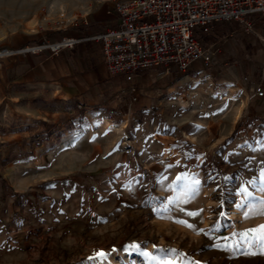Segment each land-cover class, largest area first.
Masks as SVG:
<instances>
[{
  "label": "rangeland",
  "instance_id": "1",
  "mask_svg": "<svg viewBox=\"0 0 264 264\" xmlns=\"http://www.w3.org/2000/svg\"><path fill=\"white\" fill-rule=\"evenodd\" d=\"M105 4L0 0V106L7 93H18L11 103L32 98L8 84L22 58L57 53L20 50L69 37L74 19ZM156 109L151 121L167 130L158 142L166 139L162 134L172 138L166 156L161 143L132 127L119 140L112 126L92 128L99 149L92 150V159L84 156L89 146L82 142L58 155L51 144L37 149L17 141L22 135L0 137V264H264L262 256L233 250L240 242L234 233L264 225V216L245 220L236 207L241 188L264 199L258 191L264 182V126L208 89L182 111ZM106 117L87 119L105 126ZM144 117L135 123L147 122ZM181 199L188 202L170 203ZM133 244L137 248L124 251Z\"/></svg>",
  "mask_w": 264,
  "mask_h": 264
},
{
  "label": "crops",
  "instance_id": "2",
  "mask_svg": "<svg viewBox=\"0 0 264 264\" xmlns=\"http://www.w3.org/2000/svg\"><path fill=\"white\" fill-rule=\"evenodd\" d=\"M86 20V24L72 26L65 33L81 39L74 46L56 54L21 59L19 73L8 84L26 90L32 98L11 103L18 93L3 95L0 137L22 135L17 140L21 144H36L37 149L51 144L58 155L76 151L82 142L89 146L84 156L92 159L93 149L99 153L95 141H91L92 128L99 126L105 130L106 126H112L119 140L132 127L151 139V143H161L159 149L166 156L168 151L171 154L172 138L162 134L166 139L158 142L157 137L165 126L151 121L160 112L156 107L163 106L168 112L182 111L189 100L197 101L206 89L220 103L231 100L237 103L264 126V96L257 97L253 92L257 83L264 90V13L252 15L253 32L245 31L236 21H229L218 22L208 33L198 34L201 44L213 50L208 66L193 61L184 72L174 66L158 67L139 71L130 81L123 75L108 72L100 44L91 39L94 34L117 25L110 4L90 9ZM32 99L35 103H30ZM100 114L107 116L105 126L87 119ZM141 115L147 122L136 124L134 120ZM51 116L57 117L49 120ZM58 137L60 140L56 142ZM62 145L67 147L64 149ZM74 145L77 148H72Z\"/></svg>",
  "mask_w": 264,
  "mask_h": 264
},
{
  "label": "built area",
  "instance_id": "3",
  "mask_svg": "<svg viewBox=\"0 0 264 264\" xmlns=\"http://www.w3.org/2000/svg\"><path fill=\"white\" fill-rule=\"evenodd\" d=\"M109 3L117 25L94 34L101 46L102 61L111 74L126 80L144 70L174 66L186 71L193 61L211 63L213 50L201 44L197 35L206 34L218 22L236 21L253 32L252 15L264 13V0H96ZM64 15L62 14L61 17ZM87 23L74 19L72 26ZM80 38L69 36L46 45L25 47L20 53L49 48L56 53L72 47ZM8 53V52H6ZM253 92L264 96L260 84Z\"/></svg>",
  "mask_w": 264,
  "mask_h": 264
},
{
  "label": "snow or ice",
  "instance_id": "4",
  "mask_svg": "<svg viewBox=\"0 0 264 264\" xmlns=\"http://www.w3.org/2000/svg\"><path fill=\"white\" fill-rule=\"evenodd\" d=\"M186 179L183 176L177 177V180ZM261 180L264 181V171L261 172ZM199 181H194V185H198ZM249 183L254 184L255 181H250ZM260 193H264V182H262L258 188ZM242 195V200L236 205L237 209L243 212V218L245 220L250 219L254 216H264V199L257 198L253 195L252 192H249L247 188H241L240 190ZM196 195V189L193 187L191 189V196ZM190 198V197H189ZM188 200L181 199L179 201H170V203H187ZM183 211V209H180ZM188 216H195L198 213L188 212ZM223 215V213H221ZM176 223L184 224V221L176 220ZM187 227L192 228L191 224H186ZM234 236L240 237V242L233 250H239L241 255L245 256H262L264 257V225H259L257 228L248 229L243 232L234 233ZM137 248V245L126 246L124 251L131 252L133 249ZM115 251V249L113 250ZM104 259L106 255L100 254ZM147 255V253H145ZM91 259V258H90ZM154 259V258H150ZM192 264H198V262L193 261Z\"/></svg>",
  "mask_w": 264,
  "mask_h": 264
}]
</instances>
